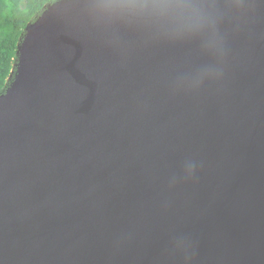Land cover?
Returning a JSON list of instances; mask_svg holds the SVG:
<instances>
[{"label":"water","instance_id":"obj_1","mask_svg":"<svg viewBox=\"0 0 264 264\" xmlns=\"http://www.w3.org/2000/svg\"><path fill=\"white\" fill-rule=\"evenodd\" d=\"M92 2L48 5L0 94V264H264V0L208 40Z\"/></svg>","mask_w":264,"mask_h":264},{"label":"clouds","instance_id":"obj_2","mask_svg":"<svg viewBox=\"0 0 264 264\" xmlns=\"http://www.w3.org/2000/svg\"><path fill=\"white\" fill-rule=\"evenodd\" d=\"M91 10L102 17L151 24L180 38L213 39L231 10L240 11L243 0H93ZM187 175L194 165L186 164Z\"/></svg>","mask_w":264,"mask_h":264},{"label":"trees","instance_id":"obj_3","mask_svg":"<svg viewBox=\"0 0 264 264\" xmlns=\"http://www.w3.org/2000/svg\"><path fill=\"white\" fill-rule=\"evenodd\" d=\"M57 0H3L0 3V94L17 63V51L27 26L36 21L45 8ZM20 15L16 16L15 12Z\"/></svg>","mask_w":264,"mask_h":264},{"label":"snow or ice","instance_id":"obj_4","mask_svg":"<svg viewBox=\"0 0 264 264\" xmlns=\"http://www.w3.org/2000/svg\"><path fill=\"white\" fill-rule=\"evenodd\" d=\"M2 2H3V0H0V3H2ZM0 24H2V19H0ZM175 243H176V246L179 247V246H181L183 244V240L177 238Z\"/></svg>","mask_w":264,"mask_h":264},{"label":"rangeland","instance_id":"obj_5","mask_svg":"<svg viewBox=\"0 0 264 264\" xmlns=\"http://www.w3.org/2000/svg\"><path fill=\"white\" fill-rule=\"evenodd\" d=\"M15 15H16V16H19V15H20L19 11L15 12ZM12 81H13V78L10 77L9 80H8V87L10 86V84H11ZM8 87H7V88H8Z\"/></svg>","mask_w":264,"mask_h":264}]
</instances>
